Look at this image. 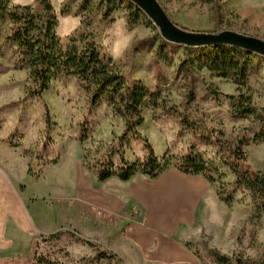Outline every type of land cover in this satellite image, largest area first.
Returning a JSON list of instances; mask_svg holds the SVG:
<instances>
[{"label":"rangeland","instance_id":"374dc122","mask_svg":"<svg viewBox=\"0 0 264 264\" xmlns=\"http://www.w3.org/2000/svg\"><path fill=\"white\" fill-rule=\"evenodd\" d=\"M38 1L12 0L10 5L36 6ZM71 1L52 0L59 21L58 34L63 41L81 29V17L76 16L81 0ZM158 1L171 21L190 33H211L218 29L264 41V0H217L219 12L212 0ZM67 5L70 8L64 14ZM112 18L103 20L101 13L96 14L91 31L96 34L103 52L117 63L127 83H143L150 90L159 89L181 110L193 97L188 111L192 119L215 130H223L226 137H240L246 134L247 128L259 129L264 122V57L249 58L248 85L242 86L232 77H223L206 68L211 50L168 47V42L147 16L144 15L142 23L134 28L129 27L126 12L122 9L115 10ZM0 27H5L1 21ZM6 53L0 57V139L16 135L22 146L13 148L0 143V155H7L2 151L4 146L15 157H21V162L15 160V177L21 183L23 198L35 203L30 211L34 224L37 223L40 230L43 228V234L52 230V234H65L60 240L44 245L43 250L57 264H111L107 259H95L98 251L115 253L94 242L109 240L101 236L102 232L92 231L90 222L84 220V217L92 219L94 212L92 207H85L80 193L90 188L87 180L95 176L85 165L86 150H93L100 143L116 142L123 134L125 121L108 105L93 108L90 94L71 78L54 80L41 98L25 100L28 72L15 69ZM238 55L246 59L243 54ZM240 95L251 98V105L256 109L254 114L236 116L232 112L228 97ZM47 111L53 123L48 134ZM141 114L145 121L138 130L159 157L167 151L184 154L192 144V133L179 119H155L149 107ZM80 123L92 127L91 137L84 142L80 141ZM46 139L53 145L48 146ZM129 139V144L125 145L126 158L130 162L137 157L144 158L142 141H135L131 136ZM43 146H46L44 157L58 159L57 163L41 164L34 157L30 161L25 151L30 150L36 156ZM197 146L206 158L219 164L214 149L204 143H197ZM245 150L250 168L264 175V142L251 144ZM24 161L28 163V173ZM220 171L224 173L222 183L234 181V176L226 168L222 167ZM175 172L171 168L161 179L173 177ZM109 181L104 182L105 185L98 180L92 181L91 185L103 184L106 191L111 187L115 189V185H108ZM211 185L212 188L205 192L207 196L200 202L199 219L194 221L192 231H187L184 226L178 229L179 236L176 237L181 238L186 251L182 259H131L129 263L128 259L115 254L121 264H218L210 256L211 251L247 262L258 261L264 253V217L261 227L249 221L252 205L248 192L237 190L232 202L225 204L219 201L218 184ZM40 221H44L43 226ZM88 238L97 244V249L85 243Z\"/></svg>","mask_w":264,"mask_h":264},{"label":"trees","instance_id":"16d2710c","mask_svg":"<svg viewBox=\"0 0 264 264\" xmlns=\"http://www.w3.org/2000/svg\"><path fill=\"white\" fill-rule=\"evenodd\" d=\"M12 0H0V57L5 53L12 59L15 69L28 72L25 97L33 100L41 98L49 89L51 83L57 79H75L81 87L90 94V103L93 108L108 105L125 121L122 136L110 144L100 143L95 149L86 150L84 161L87 169L96 176L98 182L104 183L111 179L128 182L140 174L152 180L163 176L169 169L179 172L202 176L209 183H217L218 196L221 202L230 204L237 190L248 192L251 199L249 221L261 227L264 217V175L254 171L247 164L248 154L245 150L251 144L264 142V122L259 129L247 128L244 135L237 138L226 137L223 130H215L193 120L188 113L193 97L181 110L163 96L159 89L150 90L143 83H127L123 72L114 59L103 52L97 42L94 31H91L96 14L101 13L103 20H113V12L122 9L126 12L127 23L130 28L140 25L144 14L140 9L126 0H81L76 16L81 17V29L63 39L58 34L59 21L52 0H39L36 6L10 5ZM78 0H72L75 3ZM217 12L219 4L212 0ZM69 6H65L63 13H68ZM225 32V31H224ZM223 31L215 29L211 33L200 35L216 37ZM166 43V42H165ZM172 49L186 48L189 50H211L212 54L205 63L211 72H217L223 77H232L237 84L248 85L249 72L247 63L249 58L256 56L253 53L238 49L231 44L206 42L194 46H183L166 43ZM237 52V53H235ZM238 54H243L246 59ZM232 112L236 116H249L255 113L251 105V98L245 95L230 96ZM149 107L155 119L174 117L192 133V144L184 154H174L167 151L159 157L147 138L142 137L138 128L144 124L142 110ZM47 134L53 125L49 112L46 114ZM80 141L84 142L91 137L92 127L88 123L78 125ZM142 141L145 156L137 157L134 162L126 158L125 145L130 139ZM48 146L53 145L46 139ZM0 143L8 144L13 148L22 146L16 135L7 139H0ZM126 143V144H125ZM204 143L215 150L219 164L215 160L205 157L197 146ZM44 147V146H43ZM46 146L41 148L35 156L30 150L26 155L34 157L37 162L57 163L58 159L49 160L44 157ZM226 168L234 176L232 183L224 184L221 178ZM30 172L32 167L30 164ZM64 232H57L48 237L41 236L34 264H57L45 253L43 246L60 240ZM97 249V244L85 241ZM210 256L218 264H264V253L258 261H243L242 259L211 251ZM95 259H107L111 264H121V260L113 253L98 251Z\"/></svg>","mask_w":264,"mask_h":264},{"label":"crops","instance_id":"0c3cea01","mask_svg":"<svg viewBox=\"0 0 264 264\" xmlns=\"http://www.w3.org/2000/svg\"><path fill=\"white\" fill-rule=\"evenodd\" d=\"M2 148L7 155H0V264H34L39 238L54 230L43 234V228L34 224L30 211L35 203L23 198L21 183L15 177V160L21 162V157ZM24 163L28 173V163ZM174 170L173 177L163 180L164 175L153 181L137 175L121 183L114 178L108 185H115V189L107 191V183L93 187L91 182L97 178L90 176V188L80 194L85 207H92L94 213L92 219L84 220L90 222L92 231L102 232L109 240L94 242L129 263L131 259H182L186 251L181 238L176 237L178 229L184 226L192 231L199 219L200 202L212 185L202 176ZM40 223L44 225V221Z\"/></svg>","mask_w":264,"mask_h":264},{"label":"water","instance_id":"95a60500","mask_svg":"<svg viewBox=\"0 0 264 264\" xmlns=\"http://www.w3.org/2000/svg\"><path fill=\"white\" fill-rule=\"evenodd\" d=\"M140 9L158 28L162 38L170 43L183 46H194L206 42L231 44L238 49L264 57V41L233 31H225L216 37L190 33L180 29L171 21L158 0H126Z\"/></svg>","mask_w":264,"mask_h":264}]
</instances>
